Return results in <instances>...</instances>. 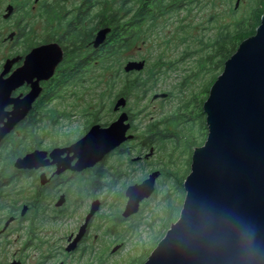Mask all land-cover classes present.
<instances>
[{"label": "rangeland", "instance_id": "obj_1", "mask_svg": "<svg viewBox=\"0 0 264 264\" xmlns=\"http://www.w3.org/2000/svg\"><path fill=\"white\" fill-rule=\"evenodd\" d=\"M106 1L107 4H104L105 0H94L92 3L91 16L95 31L103 26L112 27L107 14L109 13L108 8L110 11L120 13L119 26L122 25L120 30L123 31L125 29L123 25L128 24L131 16L137 13L139 0ZM187 1L189 5L184 9L172 12L161 20L168 24L166 28L146 34L147 45L136 40L132 43L131 48H122L118 52L117 44L111 41L114 33L112 36H108L106 43L90 57L91 65L89 63L84 68L85 71H82L83 78L87 82L81 80L74 86L64 85L61 87L60 90L64 88L62 95L66 99L60 98L56 104L49 107L50 109L47 108L45 115L41 117L40 127H42L43 133H46V137L43 139L44 149L52 147L55 143L62 144L76 140L83 135V132L93 121H99L98 124L104 126L112 123L118 116L112 112L113 102L120 97L119 93L125 86L128 76L124 67L129 61L145 62V68L140 72L141 74L136 72L132 75L141 80H146L148 77L145 88L142 86V88H134L130 91L128 98L126 97V112L131 116L133 128L130 132L134 137L124 145L126 151L120 155V159H109L102 166L106 168L110 178H106L108 185L95 193L105 202L100 217L95 223L100 227L91 230L89 239L79 251L77 249L70 255L66 253L65 249L69 246L67 238L72 233L77 234L79 228L84 224L85 212L88 210V194L80 184L87 185L88 181L94 182L95 179L90 174L79 181L64 176L61 178L63 184L61 190L66 191L69 199L68 204L64 207L62 220L55 223H44L43 213L38 214V224L35 229L34 226L31 227L32 231L25 229L24 223L14 225L13 231L0 240V264H9L12 259H20L23 264H33L37 260L40 261V264H59L61 261L64 264H144L153 252L151 250L165 236L169 217H174L173 223L178 221L185 198V194L183 195L181 190L189 175L186 171L188 165H192L194 152L192 135L197 142L203 140L197 138L202 134L201 130L203 134L208 135V126L206 125L205 131L200 119L203 116L207 118L203 106L209 95H201L200 89L210 82L212 75L202 72L201 76L193 81L194 85L189 88L186 85L182 86L184 82L182 76L185 75L184 68L191 67L192 59L185 57L181 61L177 60L183 58L182 54L187 50L196 51L199 43L195 42L196 45H190L187 41L184 45L178 44L181 35L177 33V30L181 25V20H184L182 24L192 23L198 27L196 32H199L202 38L215 37L219 25H221L220 27L224 25L230 27L233 24L234 15H231L233 7L238 11L234 13L236 17L239 18L245 14H250L251 17L262 4L261 0H239L238 5V0ZM144 4L153 5V2L152 0H141V7ZM192 32L194 31L190 29L186 34L189 35ZM238 47L237 45L234 49L229 48L228 52L233 54ZM164 60L168 63L173 60L177 61L174 64V68L177 70L172 72L171 67L173 66H168L158 69L162 72L161 74L151 68L152 64ZM190 91L196 92V99L200 106L193 109L189 105L184 110L183 108L190 98ZM165 93L168 94L167 98L153 99L155 95ZM69 106L71 107L68 108ZM72 108L76 117L68 120H55L56 111H71ZM189 108L192 109L189 110ZM179 109H181L180 112H186L184 120L179 119V124L176 125L166 123L159 125L161 130L167 129L169 141L158 140L162 136L151 129L152 126L162 119L166 118L167 120ZM172 134H176L181 139V147L179 146L175 151H173V144L170 141H172V137L176 136ZM147 135H149L148 140L144 137ZM150 149H152L151 157L148 162L137 164L131 161L132 158L139 156L140 152H149ZM121 162V170L123 171L125 168L127 175L113 179L111 175L114 173L111 167ZM156 170L160 171V176L156 181L154 194L143 205L140 215L134 219L133 223H122L116 227L117 234L121 236L125 246L118 254L111 255L112 245L115 241L107 229L111 228L112 216L117 217L125 207L124 201L126 200L121 198L125 196L124 193L129 186L140 183ZM29 182L28 178L16 179L9 187H0V210L5 209L9 203L18 206L26 199H32L37 205L42 206V209L50 208L52 200L59 193L45 192L41 199H36ZM111 182L115 184L112 185ZM172 182H174L176 194L172 193ZM61 190L59 192H62ZM167 195H170V198L168 202H165L164 197ZM74 198L79 199L81 203L76 202ZM168 203L174 204L170 213L166 212ZM48 211L50 212V209ZM50 222H52L51 218ZM26 244L29 245L26 246Z\"/></svg>", "mask_w": 264, "mask_h": 264}, {"label": "water", "instance_id": "obj_2", "mask_svg": "<svg viewBox=\"0 0 264 264\" xmlns=\"http://www.w3.org/2000/svg\"><path fill=\"white\" fill-rule=\"evenodd\" d=\"M110 32L108 27L96 33L95 49L106 42ZM144 68V61H129L124 71L141 72ZM159 97L164 99L167 95H155L153 99ZM33 99L34 96L28 105ZM126 105L127 99L120 97L114 110ZM203 107L208 136L204 145L193 152L180 218L144 264H264V13L256 33L225 62ZM26 112L27 109L21 112L19 108L9 117L0 129V141ZM128 121V113H123L109 127L94 125L69 148L54 150L50 155L52 164L58 163L56 173L60 175L70 168L69 162L58 159L66 151L78 159L72 170L82 171L130 141L134 136L127 135L131 127ZM47 154L34 151L18 159L16 167L32 170L48 165V161L44 162ZM159 176L160 171H154L126 189L124 217L137 213L140 204L152 197ZM97 209L96 203L86 223ZM86 226L67 248L68 252L75 249Z\"/></svg>", "mask_w": 264, "mask_h": 264}, {"label": "flooded vegetation", "instance_id": "obj_3", "mask_svg": "<svg viewBox=\"0 0 264 264\" xmlns=\"http://www.w3.org/2000/svg\"><path fill=\"white\" fill-rule=\"evenodd\" d=\"M93 1L0 0V129L5 127L9 117L19 108H21V112L27 109L24 118L0 141V170H3L4 174L0 172L3 178L8 179L4 183L0 180V187H9L16 179L28 178L30 181L29 186H31L32 193L36 199H41L45 192L59 193L57 197L55 195L50 208L42 209V206L37 205L32 199H26L18 206L7 204L5 209L0 210V240L7 237L16 224L24 223L25 229L29 231L33 230L31 228L33 226L35 229L38 224V214L44 213V223L49 224L62 220L64 207L68 204L69 199L67 193H65L66 191L61 190L63 186L61 178L64 176H68L71 180L74 178L79 181L90 174L95 179L94 182L88 181L87 185L80 184L82 189H85V193L88 194L89 201L88 205L86 204L88 210L85 212L84 224L79 228L77 234L72 233L67 238L69 246L76 239L82 227L86 224L87 226L83 237L74 247L75 249L68 252V246L65 249L66 253L70 255L77 249L79 251L89 239L91 230L95 227H100V225H95V223L100 217L105 202H103L102 198H98L95 195L96 192L100 191L99 188L96 189L95 185H108L106 178H110V174L102 166L109 159H120V155L126 151L124 146L126 142L106 155L95 166L82 171L72 170V167L78 162V159L73 157V153L66 151L64 154H59V161L69 162L70 168L58 175L56 173L58 163L52 164L54 159L50 154L56 149H66L78 142L88 133L92 126L100 125L98 124L99 121L91 122L83 132V135L76 140L62 144L55 143L48 149H44L43 139L46 137L45 132L41 131V135L35 136L38 138V142H35L34 140L36 139H31L29 136L31 120L37 119L40 122L41 117L50 109L49 107L56 104L60 98L66 99L62 95L64 88L60 90L61 87L64 85L74 86L76 82L81 80L87 82L83 78L84 68L89 63L91 65L90 57L103 46L101 45L98 49H95L96 33L101 29L108 28V26H103L95 31L94 21L91 16ZM138 3L141 4V0ZM112 35L113 30L111 28L108 36ZM116 39L114 36L111 41L116 44ZM78 73H80V78H75ZM33 96L35 99H33L31 105H28ZM118 99L112 105V112L118 114L113 122L118 120L123 113H127L126 107L114 110ZM22 105L24 106L23 108ZM73 110L72 108L71 111H56L54 114L55 120H68L76 117ZM112 123L100 126L106 128ZM128 123L131 127L127 135H131L130 131L133 128V124L130 115ZM37 150L48 152L44 159V162H49L48 165L32 170L18 169L16 167L18 159L24 158ZM151 150L144 153L140 152L139 156L132 158L131 161L137 164L148 162L151 157ZM121 167L122 162L111 167L114 173L111 175L113 179L127 175L125 168L122 171ZM43 175L44 179H42ZM148 176L144 179L148 178ZM101 179L105 180L101 181ZM111 184L115 183L111 182ZM59 190L62 192H59ZM123 198L126 200L124 201L126 203L124 209L119 212L117 217L112 216L111 228L107 229L115 241L112 245L111 255L118 254L125 246V242L117 234L116 227L122 223H133L134 219L140 215L143 205L148 201H143L140 204L139 211L127 218L124 217L123 213L128 199L125 196L121 199ZM74 199L76 202L81 203L79 199ZM61 200L62 203L59 204ZM96 203L98 209L90 221L86 223L87 216ZM48 209H50V212ZM50 218L52 222H50ZM9 220L11 222L6 226ZM133 225L135 226V224ZM28 245L26 244V246ZM114 249L117 250L114 251ZM13 263L23 264V261L12 259L9 264ZM33 264H40V261H34ZM59 264H64V262L61 261Z\"/></svg>", "mask_w": 264, "mask_h": 264}, {"label": "trees", "instance_id": "obj_4", "mask_svg": "<svg viewBox=\"0 0 264 264\" xmlns=\"http://www.w3.org/2000/svg\"><path fill=\"white\" fill-rule=\"evenodd\" d=\"M128 1L130 2V0ZM224 1H230V0H224ZM152 2H153V5L144 4L142 7H141V4H139L138 9L136 11L137 13L131 16L130 18L131 20L128 24L126 23L123 25L125 26V29L123 31L122 29L120 30V26L122 25L119 26L120 24L119 18L121 16L120 13L110 11V9L107 7L109 10V13L107 14L109 16L110 25L112 26L110 28H112L115 38H117L115 43L117 44L118 52L122 48H125V49L131 48L132 43L136 40L138 42L141 41L143 45H147V41L145 40L146 38L145 36L147 33H150V32L154 33L158 29H160V31L161 29L163 30L168 25L167 23L161 22L163 18L170 15L172 12H175L180 9H184L186 6L189 5L187 3L188 2L187 0H157V1L152 0ZM107 3L108 2L105 0L104 4H107ZM261 3H262L260 4L261 7H259L257 11L253 12L251 17H250V14L242 15L239 18L236 17L234 13H237L238 11L235 9V7H233V10L231 11V15H234L233 24H231L230 27H227V25L220 27L221 25H219V28H217L218 33L216 34L215 37H211V38L207 36H206L207 38H202L201 34L199 32H196L198 27L194 26L192 23L182 24L184 20H181V25L177 30V33L181 35V40L178 42V44L184 45L186 44L187 41H189L190 45H196L195 42L199 43L198 44L199 47L197 48L196 51L187 50L186 52H183L182 54L183 58H181L180 60H177V61H181L182 59H185V57H189L192 59L191 67L187 69L184 68L185 75L182 76L184 80L182 86L186 85L188 88L191 87L192 85H194L193 81L198 79L201 76L202 72H205V73L212 75V79L210 80V82L202 86V88L200 89V92H201V95L202 94L209 95L210 86H212V84L216 81L219 74L223 72L225 62L236 52L235 50V52L232 54L228 52V49L229 48L234 49L237 45L239 46V44H241L244 40L252 37L256 33V29L259 27L261 23V16L264 13V0H261ZM225 13L226 11L224 12V14ZM190 29H192L194 32L187 35L186 33L189 32ZM177 61L175 62L173 60L168 63L166 60H164L162 62H157L156 64H152L151 68L162 74V72L159 71L158 69H163L165 67L167 68L168 66H173L171 67V71L173 72V70H177V68H174V64H176ZM135 73L136 72L128 73V76L125 80V86L121 89L119 93L120 97L128 98L130 91L134 88H139L141 86L145 88V82L147 81L148 77L146 78V80L144 79L141 80L138 77L132 76ZM137 73H140V72H137ZM75 78H80V73L75 75ZM190 92H191L189 93L190 98L187 100V105L183 108L184 110L187 109L189 105H191L193 109L194 107L200 106V103L198 105V101L196 99V96H197L196 92H193V91H190ZM166 95L168 97V94ZM190 109L192 108H189V110ZM180 111L181 109L177 110V112L175 114H172L167 120L165 118V119H162L160 122H155V124L152 126L151 129H154V131H157V133H159V135L162 136V138L158 140L169 141L167 139V129L161 130L159 128V125H162V123H166L168 125L179 124V119L183 121L185 117L184 114L186 115L185 111L184 112H180ZM206 119H207L206 116H203L202 119H200V122L202 126L204 127L205 131L207 128ZM41 131L43 130H42V127H40V122L37 119L31 120L30 132H29L30 138L36 139L34 141L38 142V138L35 136L40 135ZM201 132L202 134L198 136L197 138L203 139L202 142H197V140L194 139L192 135V138H193L192 149L193 150L202 146V144L207 139L208 135H206L205 133L203 134L202 130ZM172 135L176 136V134H172ZM144 137L146 140L149 139V135L144 136ZM170 143L173 144V151H175V149L178 148L179 146L181 147V139L178 136H176L175 138L172 137V141H170ZM186 171H188V174L191 172L190 165H188V168ZM1 172H3L4 174L3 170ZM1 172H0V180L3 181L4 183L8 179L3 178ZM182 182L184 183L183 180ZM95 187L96 189L104 188L102 184H96ZM175 190L176 188L174 186V182H172V193L176 194ZM181 192L183 193V195L185 194L183 186H182ZM169 198H170V195L165 196L164 197L165 202H168ZM173 205L174 204L172 203H168V207L166 208L167 213H170ZM173 220H174V217L171 218L170 216L169 223H167L166 225L165 234L170 229L171 225L173 224L174 222ZM162 239H160V241ZM157 244L155 245V247L157 246Z\"/></svg>", "mask_w": 264, "mask_h": 264}, {"label": "bare ground", "instance_id": "obj_5", "mask_svg": "<svg viewBox=\"0 0 264 264\" xmlns=\"http://www.w3.org/2000/svg\"><path fill=\"white\" fill-rule=\"evenodd\" d=\"M137 62H140V61H137ZM163 238H164V237H163ZM147 260H148V259H147ZM147 260H146V261H147Z\"/></svg>", "mask_w": 264, "mask_h": 264}, {"label": "clouds", "instance_id": "obj_6", "mask_svg": "<svg viewBox=\"0 0 264 264\" xmlns=\"http://www.w3.org/2000/svg\"><path fill=\"white\" fill-rule=\"evenodd\" d=\"M97 32H98V31H97ZM104 44H105V43H104ZM104 44H103V45H104ZM125 73H126V72H125ZM119 98H120V97H119Z\"/></svg>", "mask_w": 264, "mask_h": 264}]
</instances>
